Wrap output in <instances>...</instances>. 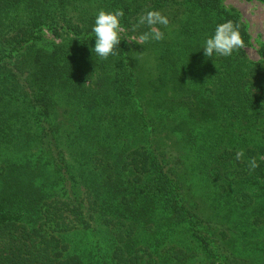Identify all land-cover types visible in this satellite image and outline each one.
<instances>
[{
	"label": "trees",
	"instance_id": "trees-1",
	"mask_svg": "<svg viewBox=\"0 0 264 264\" xmlns=\"http://www.w3.org/2000/svg\"><path fill=\"white\" fill-rule=\"evenodd\" d=\"M120 8L101 59L96 14ZM153 9L165 38L129 43ZM228 20L245 46L205 57ZM250 44L223 0H0V264H264V44L257 60ZM96 225L111 251L86 261L63 235Z\"/></svg>",
	"mask_w": 264,
	"mask_h": 264
},
{
	"label": "clouds",
	"instance_id": "clouds-1",
	"mask_svg": "<svg viewBox=\"0 0 264 264\" xmlns=\"http://www.w3.org/2000/svg\"><path fill=\"white\" fill-rule=\"evenodd\" d=\"M124 15L123 8L113 11L100 9L97 12L92 32L95 37L93 52L99 58L107 59L110 55L116 54L117 46L122 40L121 34L124 31L121 23ZM169 23V17L161 11L147 10L138 17L137 23L133 25V31L141 26H146L148 30L127 40L129 43L134 41L140 45H144L149 41H161L165 38V34L160 26L167 27ZM244 46L245 41L239 27L228 20L216 25L214 34L205 40L202 49L205 57H229ZM244 155V150L240 149L236 152L235 159L240 160ZM248 165L250 170H254L259 166L254 157L249 159Z\"/></svg>",
	"mask_w": 264,
	"mask_h": 264
},
{
	"label": "rangeland",
	"instance_id": "rangeland-1",
	"mask_svg": "<svg viewBox=\"0 0 264 264\" xmlns=\"http://www.w3.org/2000/svg\"><path fill=\"white\" fill-rule=\"evenodd\" d=\"M223 4L227 7L236 8L246 22L251 35V44L247 47V52L250 58L257 60L259 50L264 44V2L259 0H223ZM60 112L59 110L58 113L60 114ZM182 160L187 162L188 169L193 171V157L188 156L187 149H184ZM63 236L69 243L71 252L83 256L86 261H101V256L111 251L107 230L98 225L85 230L71 231ZM196 259V263L208 264L204 263L201 252Z\"/></svg>",
	"mask_w": 264,
	"mask_h": 264
}]
</instances>
